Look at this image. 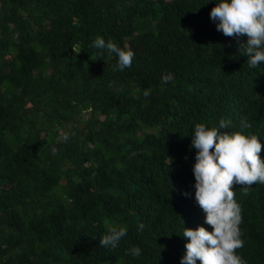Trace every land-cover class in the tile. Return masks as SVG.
<instances>
[{"label":"trees","instance_id":"16d2710c","mask_svg":"<svg viewBox=\"0 0 264 264\" xmlns=\"http://www.w3.org/2000/svg\"><path fill=\"white\" fill-rule=\"evenodd\" d=\"M205 2L0 0V264H180L183 227L211 231L191 134L247 120L264 162V64L248 67L247 36L218 31ZM97 35L130 47L131 67L97 58ZM231 187L236 251L264 264V184ZM114 224L127 235L106 249Z\"/></svg>","mask_w":264,"mask_h":264},{"label":"clouds","instance_id":"9594fccd","mask_svg":"<svg viewBox=\"0 0 264 264\" xmlns=\"http://www.w3.org/2000/svg\"><path fill=\"white\" fill-rule=\"evenodd\" d=\"M208 2L206 0L205 4ZM209 17L224 35L247 36L238 50L247 56L249 68L264 64V0H215ZM91 47L99 50L97 58L105 51L110 56L115 55L113 71L131 67L135 56L130 47L122 48L113 40L106 41L99 35ZM173 79L171 72L161 76L162 83ZM150 92L146 88L142 94L148 97ZM231 123V120L221 118L217 126L199 123L192 131L191 145L196 149L192 165L194 198L205 213L204 222L211 226V231L202 225L195 229L183 227L182 236L187 240L180 264H197V260L199 264H247L236 251L244 246L239 227L242 210L231 186L236 183L247 190L253 184H264V162L259 156L262 147L260 137L243 131L251 124L242 120L241 131H226ZM68 138V133L62 134L63 140ZM143 228L144 225L139 224L137 230ZM126 235V226L111 225L100 237L99 245L116 249ZM127 251L131 256L139 257L142 250L139 246H132Z\"/></svg>","mask_w":264,"mask_h":264}]
</instances>
